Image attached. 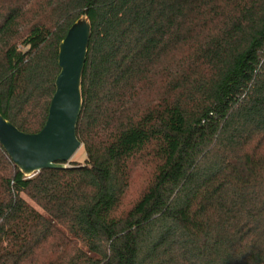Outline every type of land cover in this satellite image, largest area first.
Segmentation results:
<instances>
[{
  "label": "trees",
  "instance_id": "obj_1",
  "mask_svg": "<svg viewBox=\"0 0 264 264\" xmlns=\"http://www.w3.org/2000/svg\"><path fill=\"white\" fill-rule=\"evenodd\" d=\"M85 14V159L27 179L0 145V264H264V0H0V112L20 131L43 128Z\"/></svg>",
  "mask_w": 264,
  "mask_h": 264
},
{
  "label": "water",
  "instance_id": "obj_2",
  "mask_svg": "<svg viewBox=\"0 0 264 264\" xmlns=\"http://www.w3.org/2000/svg\"><path fill=\"white\" fill-rule=\"evenodd\" d=\"M92 36L89 17L81 15L59 45L60 72L43 128L20 131L0 112V145L27 179L46 169H65L82 147L77 125L83 109L82 80Z\"/></svg>",
  "mask_w": 264,
  "mask_h": 264
},
{
  "label": "rangeland",
  "instance_id": "obj_3",
  "mask_svg": "<svg viewBox=\"0 0 264 264\" xmlns=\"http://www.w3.org/2000/svg\"><path fill=\"white\" fill-rule=\"evenodd\" d=\"M34 5L33 7H36L37 4H32ZM31 7V6H30ZM33 11L30 12L29 14H27V20H31L33 18ZM149 95V96H148ZM145 99H148L149 97H151V94L149 93H145L144 95ZM85 159V152L83 147H81V149H79L77 151V153L74 155V157L72 158L71 162L73 161H77V162H83ZM70 162V163H71ZM69 163V164H70ZM68 164V166H69ZM149 177V170L146 168H138V170L134 173L133 175V182H132V186L130 188V191L128 193L127 199L125 200L124 203V208L127 209L128 207H130V205L138 198V196L143 192L146 184H147V180ZM60 233H55L50 239L49 241L46 243V245H44V247L40 250H38V252L35 254V258L38 259H42L44 260L47 259L46 257H48L51 253H53L52 251L55 250L54 244H56L57 242H59L60 240ZM79 246H76L75 244H71L70 246H67L66 249V257H71L72 255H74V253H76V250ZM50 257V256H49ZM48 257V258H49Z\"/></svg>",
  "mask_w": 264,
  "mask_h": 264
}]
</instances>
